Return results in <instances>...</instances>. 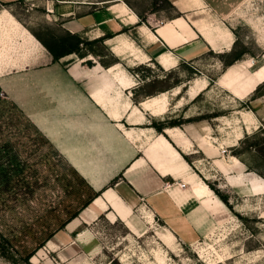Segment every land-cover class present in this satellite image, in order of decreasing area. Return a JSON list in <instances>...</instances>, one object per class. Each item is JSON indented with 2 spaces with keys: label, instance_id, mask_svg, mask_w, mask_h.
<instances>
[{
  "label": "rangeland",
  "instance_id": "obj_1",
  "mask_svg": "<svg viewBox=\"0 0 264 264\" xmlns=\"http://www.w3.org/2000/svg\"><path fill=\"white\" fill-rule=\"evenodd\" d=\"M90 1L121 2L143 26L148 20L161 23L182 16L179 7L192 8L190 21L232 33L234 43L227 52L203 46L177 60L171 70L156 60L136 64L137 99L167 93L168 110L152 123L163 129L179 127L195 141L191 152L196 154L187 162L228 213L209 215L196 236L176 235L162 221L150 220L140 206L130 220L135 233L125 222L100 215L80 226V235L69 234L60 225L93 192L42 136L14 116L13 126L0 120V264H264V186L258 188L264 185V85L241 99L233 93L264 63V0H199L198 5L185 0L184 6L176 0ZM28 8L24 0L0 3V10H7L41 41L66 36L47 19L44 8ZM86 48L95 52L90 54L95 61H116L104 44ZM228 63L236 64L227 68ZM194 80L205 82L206 89L191 100L186 90ZM175 91L180 94L174 96ZM0 100L10 103L1 90ZM200 137L213 146L202 149ZM231 157L240 165L230 173L242 185H228L229 177L214 164L219 159L231 165ZM17 165L24 169L21 175L14 173ZM7 180L10 189H4Z\"/></svg>",
  "mask_w": 264,
  "mask_h": 264
},
{
  "label": "crops",
  "instance_id": "obj_2",
  "mask_svg": "<svg viewBox=\"0 0 264 264\" xmlns=\"http://www.w3.org/2000/svg\"><path fill=\"white\" fill-rule=\"evenodd\" d=\"M24 1L29 11L44 8L47 19L65 34L85 41L108 36L103 44L116 58L107 66L90 54L82 59L71 54L54 62L22 22L7 10H0L1 93L89 189L100 193L66 224L69 234L80 235V226L100 215L125 222L135 233L137 228L130 220L139 206L149 213L150 220L162 221L173 233L184 237L201 234L209 215H226V208L187 162L196 154L191 152L195 141L179 127L158 132L151 126L167 112L169 99L167 93L137 99L136 64L156 60L162 68L171 70L177 60L194 50L200 52L203 46L217 53L227 52L234 43L232 33L204 21H190L187 14L195 11L192 8L179 7L182 16L161 23L148 20L143 26L121 2ZM185 2L176 0L178 6ZM87 60L92 64L87 65ZM252 77L250 72L234 90L236 97L244 98L264 83L259 81L251 88L248 81ZM205 89V82L194 80L186 95L193 100ZM175 92L174 96L180 94ZM207 139L200 137L204 150L205 145L213 146ZM233 158L231 165L219 159L214 164L231 178L226 179L228 185H242L236 183L239 177L230 173L231 168L240 165ZM48 244L52 245L50 241Z\"/></svg>",
  "mask_w": 264,
  "mask_h": 264
},
{
  "label": "trees",
  "instance_id": "obj_3",
  "mask_svg": "<svg viewBox=\"0 0 264 264\" xmlns=\"http://www.w3.org/2000/svg\"><path fill=\"white\" fill-rule=\"evenodd\" d=\"M142 22H143V20L140 18L138 24L141 25ZM122 32H124V31H122ZM35 37L42 43V45L51 54L54 62L58 61L59 59L65 57V56L71 55V54H75L76 56H78L81 59L87 57L89 54H95V52L91 48L88 49L86 47H88V46L90 47L93 44H103L104 41L106 40V38H108V36H106V37H102V38L96 39L94 41H85V40L81 39L77 35H71L69 33H66L65 37H60V38L54 39L51 43H46L44 41H41V39L39 37H37V36H35ZM80 45H82V47L85 48L86 51H83V49L80 47ZM100 63L103 66H107V65L103 64L102 61H100ZM236 63H238V62H236ZM236 63H234V64H236ZM86 64L87 65H91L92 64L91 60H87ZM234 64L233 63H228L227 64V66H228L227 68L233 66ZM261 85H264V83L258 85L256 87V89L252 93L257 91L259 86H261ZM0 111H1L0 112V120L4 121V123L7 122V123H10L12 125L13 122H12V118L11 117L18 116L19 118L24 120V123H25L26 127L32 128L35 133L39 134L37 132V130L33 127V125L24 117V115L20 112V110L12 102L6 103V102H3V101L0 100ZM151 126L153 128H155L158 132H162L163 127H161V124L157 125L155 123H152ZM168 128H170V127H168ZM19 130L21 131V129H19ZM23 172H24V169L21 168L19 165H17V167L14 169V173L16 175H21ZM8 175H9L8 171L6 173H4L5 177H8ZM8 180H9V177H8ZM8 180L5 182L6 185L4 186V189H8V188L10 189V185L11 184L8 183ZM116 180H117V178L113 179L112 182H111V185ZM13 186L17 187L18 184L17 185H13ZM27 186H28V183L26 184V187ZM99 195H100V193H92V195L86 201H84L82 203V206L76 212L72 213L71 216L65 222H63L60 225L59 229L64 228L67 223H69L71 220L76 218L79 215V213L83 209L88 207L91 204V202L93 201V199L95 197L99 196ZM51 237H52V235H50V237L47 238V241L50 240ZM41 247H42V245H39V248H41ZM31 256H32V254H29L28 256H26V258H25L26 261H28V259Z\"/></svg>",
  "mask_w": 264,
  "mask_h": 264
},
{
  "label": "bare ground",
  "instance_id": "obj_4",
  "mask_svg": "<svg viewBox=\"0 0 264 264\" xmlns=\"http://www.w3.org/2000/svg\"><path fill=\"white\" fill-rule=\"evenodd\" d=\"M251 73L253 77L250 81H248L249 87L252 88L259 81H264V66L262 67L257 66L255 69L251 71ZM233 159H234V163H237L236 158H233ZM201 184L203 185L204 188L206 187L204 183H201Z\"/></svg>",
  "mask_w": 264,
  "mask_h": 264
}]
</instances>
